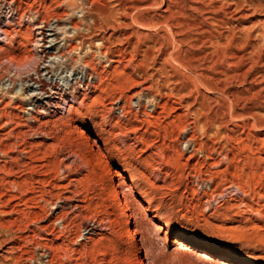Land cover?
<instances>
[{
	"label": "rangeland",
	"instance_id": "374dc122",
	"mask_svg": "<svg viewBox=\"0 0 264 264\" xmlns=\"http://www.w3.org/2000/svg\"><path fill=\"white\" fill-rule=\"evenodd\" d=\"M12 1L57 26L44 46L64 76L98 82L38 122L27 94L0 89V264H264V104L234 102L228 67L235 42L264 45V0H177L172 21L167 0H108L116 23L97 28L104 0ZM18 30L0 69L27 61L22 77L35 59ZM90 223L104 229L85 239Z\"/></svg>",
	"mask_w": 264,
	"mask_h": 264
},
{
	"label": "bare ground",
	"instance_id": "6f19581e",
	"mask_svg": "<svg viewBox=\"0 0 264 264\" xmlns=\"http://www.w3.org/2000/svg\"><path fill=\"white\" fill-rule=\"evenodd\" d=\"M107 1L108 0H104V9L102 8L99 9L97 6L96 8L94 7V5H92L93 8L92 10L89 11L90 13H95V14L100 15L102 19V21H99V22L95 21V19L93 20L94 28L95 27L97 28L99 26L112 25L113 23H116V19L114 16L115 12L107 8V4H106ZM176 1L177 0H167V3L165 4L166 8L163 12L164 14L168 16V18H163L165 19V21L167 20L172 21V19L176 17V15H179L181 13L177 11L179 10V8L176 7L177 6ZM14 3L15 2L12 0L11 1L10 0H0V43L2 42L10 43L12 39L18 33L19 31L18 29L21 27L27 26L31 30V39H32L31 47L33 48V52H34L33 60L35 59V65H34L35 67L32 71H29L28 74L20 77L22 73V72L20 73V71L23 70V72L24 71L27 72L26 71L27 69L25 70V67L27 66L28 68V65H27L28 62L25 61V62L20 63L14 60L6 59V62L9 63L13 67L14 70L16 69V71H13V70L10 71L11 69L5 70L9 68H5L4 70H2L3 68L0 69L1 70L0 71V87H1L0 89H2L1 91H4V89L8 87V91L6 90L7 91L6 94H8V96H9V92L13 93V91L17 88L19 89L20 95L24 96V94H27V96L25 97L26 98L25 100L29 104H31V109L29 111H31L32 113L31 114L32 121L34 122H38L42 118H56V117L62 118L65 116V114L67 115L71 112V109L73 107L72 105L77 102L80 96L82 97V101L83 100L85 101L86 99H88V97L91 94L95 93V90L97 87L96 82H98V78L95 76V74H92V75H89L88 79H86L85 73L83 74V72L81 73L82 76L80 77L78 76V74L76 75V72L73 69H72V72L73 71L74 72L72 73V75L70 74V76H68L69 78L64 76L67 70L66 69L67 68L66 59L62 57L61 55L57 56L56 53L54 54L52 47L44 46L46 44L48 37H52L50 43H56L57 40L56 38H54L55 37L54 34L51 36H48L47 32L53 33L57 29V26L53 27V26H50L49 24L47 25V23L38 22L36 19L28 17L26 14L17 16L18 11ZM138 6L132 3L131 5H129V7L126 10H124L123 19L125 22H129L134 25L140 22L139 20H138L139 22H137L136 16L135 17L133 16L134 14H136L135 12L139 8ZM156 6H159V5H156ZM193 9L194 8L192 7V10ZM196 10H194L193 12H195ZM120 11L121 10L119 8V13ZM196 13H199V11ZM165 21L163 20V24H165ZM125 26H128V25H125ZM112 38L113 37L111 36L108 39L112 40ZM249 44L250 43H247V42L244 44L243 43L239 44L238 42H235L233 45L234 47H232L233 53L231 54V56H229L232 62L228 64V67L234 69V71L230 73L229 79L231 80V82L240 84L241 85L240 87H242L239 91L235 93L234 102L236 104H240V102L247 103L251 100L260 99L259 101L261 102V104H264V49H263L264 45L258 46V48H256L253 45H251L252 43L250 45ZM225 58L226 57H224V59ZM49 62L50 64L48 65ZM3 64L4 63H2V65ZM57 70L58 72L55 73V71ZM3 72H5V74L6 72H8L7 77L4 78L6 80L4 83H2L3 77L1 78ZM109 112L115 113V114L118 112L119 113V115L117 114L118 118L120 117L124 118L127 115V113H125L124 106L118 107L117 105H115L109 110ZM115 177H117L118 179L121 178L119 174L117 175L115 174ZM56 204H54V206ZM117 205H119V203H117ZM120 207H123V205ZM124 211H125V208H124ZM121 213H124V212H121ZM125 214L126 213H124V215ZM125 223H127V225L129 224L128 219L126 220ZM101 227L102 226H100L99 223L98 225L90 223V225H87L86 227H84L83 232H85L87 236L85 239H88L91 236L99 235V233L103 231L104 229V227L103 229H101ZM134 232L127 231L128 237L130 239V243L133 246H135V234H136ZM127 244H129V241L127 242Z\"/></svg>",
	"mask_w": 264,
	"mask_h": 264
}]
</instances>
